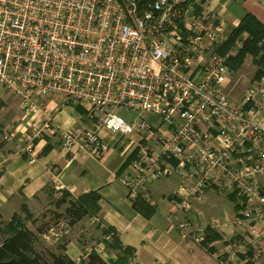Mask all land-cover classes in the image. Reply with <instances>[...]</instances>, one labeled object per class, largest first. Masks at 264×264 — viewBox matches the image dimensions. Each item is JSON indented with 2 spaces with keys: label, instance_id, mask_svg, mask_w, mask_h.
<instances>
[{
  "label": "built area",
  "instance_id": "1",
  "mask_svg": "<svg viewBox=\"0 0 264 264\" xmlns=\"http://www.w3.org/2000/svg\"><path fill=\"white\" fill-rule=\"evenodd\" d=\"M228 33L197 0H0V90L33 117L31 140L57 135L74 157L102 162L101 134L126 137L118 180L129 201L156 206L148 185L175 178L167 221L182 240L203 247L209 229L219 264H264V68L231 102L226 60L243 38L221 56ZM48 97L84 110L90 126L61 129L35 105ZM206 192L231 202L227 222L198 224Z\"/></svg>",
  "mask_w": 264,
  "mask_h": 264
},
{
  "label": "crops",
  "instance_id": "2",
  "mask_svg": "<svg viewBox=\"0 0 264 264\" xmlns=\"http://www.w3.org/2000/svg\"><path fill=\"white\" fill-rule=\"evenodd\" d=\"M197 1L201 4V10L216 15L229 30L236 27L245 14L252 16L264 28V0ZM241 37L244 39L246 33ZM246 57L252 64V58L249 55ZM237 70L232 71L236 73ZM252 79L247 81V86ZM38 103L53 113V121L64 130L81 124L90 126L82 109L62 105L58 98L39 99ZM24 118L18 120L24 121ZM32 121L33 117H28L26 122ZM29 132L19 124L8 133L11 141L5 142L0 138L3 141H0V224L9 222L13 215L24 217L22 207L34 216L46 199L55 194L60 196L61 191L73 198L96 192L100 210L96 217L89 220L103 227H111L121 245L132 249L133 259L129 264H219L203 247L182 240L167 221L169 205L165 197L176 188L175 178L148 185L147 189L156 203L155 212L150 218H144L132 209L126 190L118 180L123 172L120 168L131 149L129 145L128 148L122 146L115 154H108L102 162H97L72 156L62 148L57 136L45 133V137L31 140ZM109 136L108 133L101 134L106 142ZM30 155L36 159L34 163L27 164ZM55 179L59 180L60 188L54 186ZM52 190L55 193L51 194ZM204 206L206 210L209 205L206 203ZM38 239L45 244L47 235H40ZM217 244L214 249L219 247ZM60 245L52 247L53 250L44 249L66 255L74 263L89 252L68 239ZM113 260L115 257L111 256L105 261Z\"/></svg>",
  "mask_w": 264,
  "mask_h": 264
},
{
  "label": "trees",
  "instance_id": "3",
  "mask_svg": "<svg viewBox=\"0 0 264 264\" xmlns=\"http://www.w3.org/2000/svg\"><path fill=\"white\" fill-rule=\"evenodd\" d=\"M243 33H246V37L242 40V46L235 55L227 58V66L230 70H237L245 56L249 55L252 58V64L256 66L253 79H259L263 75L264 68V28L249 14H245L238 25L229 30L228 37L219 48L218 54L224 56ZM129 158L127 157L122 164L120 171L125 169ZM98 200L99 195L96 192H88L73 198L69 193L61 191L53 205L56 208L64 206L62 214L68 221L67 224L73 226L84 218H94L98 215L100 210ZM130 203L132 209L144 218H150L155 212L156 206H151L140 198H136ZM21 210L24 217L13 215L9 222L0 224V264H129L133 259L132 249L121 245L114 230L111 227H103L98 224L96 225L97 229L100 230V235L104 238L101 241L104 249L117 253L113 261H105L94 250L86 253L78 263L72 262L66 255L39 250L37 248L38 238L49 229L45 225L37 226L36 218L24 207ZM61 216L57 215L58 218ZM27 223L35 226V229L30 230ZM219 240L218 234L207 229L202 246L206 248L207 252L212 253L213 248H207L205 244Z\"/></svg>",
  "mask_w": 264,
  "mask_h": 264
},
{
  "label": "rangeland",
  "instance_id": "4",
  "mask_svg": "<svg viewBox=\"0 0 264 264\" xmlns=\"http://www.w3.org/2000/svg\"><path fill=\"white\" fill-rule=\"evenodd\" d=\"M248 60L249 58L246 57L244 60V64L241 68H239L240 70L238 69L239 71L237 70L236 73L234 72L235 74L233 76L232 82L223 87L231 102H236L240 98L242 91H244V89L247 87V81L253 77L255 67L250 62H248ZM38 102L39 100L36 101L35 105H37L39 108L44 109L43 106H41ZM24 114L25 110L21 108L20 100L17 97L12 96L8 92L2 91V94L0 96V138H2L3 135L8 136L9 131L19 124H22V127H24L28 119V117L24 118ZM21 117L22 119L24 118V121L18 120ZM155 120L156 118L152 117L150 118L149 123L152 124ZM29 129L30 128H28L27 130L30 131ZM45 135L47 134H43L42 138L45 137ZM109 135L110 136L107 140V143L109 145V155L111 153L115 154V152H117L118 149L122 146L125 147L127 145H130L126 137H122L120 135ZM55 136L57 135H54V137ZM128 147L129 146H127V148ZM53 193H55L54 190L51 191V194ZM204 196L205 198L203 200V203L197 206V213L193 214V216L197 219L198 224L200 226H207L211 220H214L217 223L227 222L231 217V202L227 199L215 196L212 192H206ZM58 198L59 195L55 194V196L46 199L39 211L34 214L37 223L36 225H45L46 228L49 229L45 233V235H47L45 244L39 241L37 244V248L39 250H53L52 247L60 245L61 243H64L66 239H68L77 242L83 248H86L87 251L94 250L105 260H107L108 257L111 256L115 257L117 255L116 252H111L104 249L101 243L104 238L102 237V235H100V230L97 229L96 222H92L88 218H84L81 221L75 223L73 226H69L67 224L68 221L62 214L64 206H62L61 208H56L55 205H53V199L56 200ZM206 203H208L209 206H206L207 208L205 210L204 205ZM59 214L62 215L61 218L57 217V215ZM27 226L32 230L35 229V226H32L30 223H27ZM221 236L226 240H231L233 234L230 232V229H227L226 232H223L221 234ZM217 245L219 247H217L216 249L211 247L213 248V252H218L222 248L221 243H218ZM87 251H85L84 249V252Z\"/></svg>",
  "mask_w": 264,
  "mask_h": 264
}]
</instances>
